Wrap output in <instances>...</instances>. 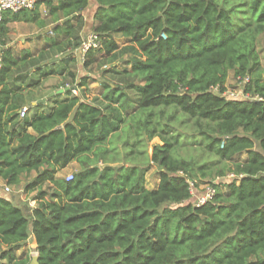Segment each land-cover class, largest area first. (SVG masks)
<instances>
[{
    "label": "trees",
    "instance_id": "trees-1",
    "mask_svg": "<svg viewBox=\"0 0 264 264\" xmlns=\"http://www.w3.org/2000/svg\"><path fill=\"white\" fill-rule=\"evenodd\" d=\"M42 4L56 22L50 43L37 55L1 50L0 178L20 185L36 171L25 188L39 186L30 216L9 192L0 195L6 264H30L32 255L15 254L30 236L39 264H264V0H96L99 46L85 65L132 54L122 70H107L123 85L104 81L100 95L69 63L47 67L58 51L81 45L91 0L6 11L0 45L10 22L42 23ZM117 36L129 43L120 47ZM230 70L247 79L249 97L225 94ZM55 74H67L78 93L49 97L21 117L28 93ZM190 123L208 154L202 161L178 154ZM155 137L161 143L150 154ZM73 161L80 168L59 177ZM149 161L160 169L154 189ZM191 182L211 184L213 198L195 205Z\"/></svg>",
    "mask_w": 264,
    "mask_h": 264
},
{
    "label": "rangeland",
    "instance_id": "rangeland-1",
    "mask_svg": "<svg viewBox=\"0 0 264 264\" xmlns=\"http://www.w3.org/2000/svg\"><path fill=\"white\" fill-rule=\"evenodd\" d=\"M40 14H41V20H43L42 23L39 22H26V21H14L9 23V32L7 34V45L1 46V49L3 48H10L14 52V54L19 55L21 51L23 50H29L34 55H37L44 47H46L50 42L49 38L55 36L54 32V26L56 25V22L53 20V16L50 13V10L47 6V4H42L39 8ZM86 11V10H85ZM87 12V11H86ZM61 19H63V16L60 15ZM83 32V29L81 30V33ZM91 29H86L83 33L88 34L91 33ZM58 38H64L62 35H58ZM116 40L118 41V44L120 47H123L124 45L129 43V39L123 38L120 36L116 37ZM258 49L260 50V56L262 59V64L264 65V33L260 34L259 42H258ZM71 53V55L75 56L77 61L72 62V60L69 58L68 54ZM68 56V57H67ZM112 57V55H109ZM55 57H58V59L53 60ZM53 59H51V62H56L55 64H48L47 67L54 66L55 69L61 70L63 67L69 63V71L75 72L77 78L81 77L83 75L89 76L92 82L89 83V87L91 89V92L94 95H100L101 94V83L104 81H114L119 83L120 85H123L121 81L118 80V78H115L112 74H110L107 70L110 67H117V69H123L125 67V61L132 57L131 53H124L122 55H119L118 57L114 58V61H105L104 59H100L99 61H95L94 63L86 66L85 65V55L80 51L79 48L71 49V50H64L63 52L58 51V55H56ZM62 57V60H60ZM113 58V57H112ZM67 83V84H66ZM63 85V86H61ZM64 88L66 86H76V84L72 85V80L70 77L65 75H53L45 79L43 81V86H41L39 89H34L27 95V106L31 108V113L33 112V106L35 104H32L31 100H34L37 102L38 98L47 97L49 94L59 88ZM77 87V86H76ZM245 82L241 83L239 78L235 75L234 70L229 71L228 79H227V89L226 91L230 90H237L239 92L240 96H242V91H244ZM75 93H78V90L73 89ZM37 99V100H36ZM30 113V114H31ZM194 130V126L192 123L188 126H182V131L186 135V141L182 143L178 148V154L184 157H196L197 159H200L201 161L205 158H208V154H206L202 148H199L197 144H195V134H192L191 131ZM191 130V131H190ZM161 143V140L159 137H155L149 142V153H152L153 145ZM258 147V146H257ZM245 155H242L240 158H243ZM124 164L128 165L130 163L125 162V160H122ZM114 166H117V164H113ZM147 166H149V170L146 174V185L150 189H154L157 187V184L159 182L160 177V169L157 166V164L153 163L152 161H149L146 163ZM80 168V165L78 162H72L67 168L61 170L58 173L59 177H66L68 178L70 175H72L76 170ZM37 176L36 171H32L29 174H24L22 176V182L20 185H10L11 190L9 194H6L5 196L8 198H11L15 203L19 204L21 207H23L25 213L30 216L31 211L34 207H36L39 204L38 199L36 198L38 192H39V186L35 187L32 190H27L25 188L26 184L30 182V180L34 179ZM233 177L227 176L225 180L228 182V180L232 179ZM208 183H200L197 186H194L193 189V201H195L196 197L198 195H201L205 192L206 186ZM49 182H44L40 185L41 189H48L50 187ZM197 187V189H196ZM6 245L0 242V264H6L8 260L6 258L1 257V252L5 250ZM15 254L17 257H27L29 255H37V252L35 250L34 246V240L33 237L30 236L29 239L23 243V245L15 250Z\"/></svg>",
    "mask_w": 264,
    "mask_h": 264
},
{
    "label": "built area",
    "instance_id": "built-area-1",
    "mask_svg": "<svg viewBox=\"0 0 264 264\" xmlns=\"http://www.w3.org/2000/svg\"><path fill=\"white\" fill-rule=\"evenodd\" d=\"M38 0H0V21H2L4 13L6 11L9 12H17L20 10H25V9H32L35 7L37 4ZM99 46V41L97 35L92 31L91 33H88L81 42V45L78 47L80 51L85 55L91 48H96ZM0 67H1V52H0ZM240 82H246V78L242 79L238 77ZM215 89H218L215 87ZM225 94L230 95L232 97H238L240 96L239 92L237 90H228L225 92ZM250 95L242 91V97L246 98L249 97ZM28 114V107L25 106L22 108L20 111V116L25 117ZM228 176L233 177V174H230ZM72 177L71 175L68 177ZM218 181L221 180V178L217 179ZM192 185V193L194 189V183L191 182ZM4 190L6 192H10L11 187L9 185H5ZM215 194V188L211 184H207L206 190L203 194L198 195L194 201V204L199 206L201 204H204L205 202L209 201L210 199L213 198Z\"/></svg>",
    "mask_w": 264,
    "mask_h": 264
},
{
    "label": "crops",
    "instance_id": "crops-1",
    "mask_svg": "<svg viewBox=\"0 0 264 264\" xmlns=\"http://www.w3.org/2000/svg\"><path fill=\"white\" fill-rule=\"evenodd\" d=\"M95 8H96V0H91V4H90V6H89V8L86 10V11H83V16H84V19H85V26H84V28H83V32L87 29H91L92 30V27H93V25H94V20H93V14H94V10H95ZM93 31V30H92ZM81 33V37H82V39L87 35V34H85L84 35V33ZM1 46H0V52H1ZM37 100V99H36ZM38 100H39V98H38ZM37 100V101H38ZM32 101V104H34L35 103V101L34 100H31ZM28 104V103H27ZM36 105V104H35ZM31 113V109H29V112H28V114H30ZM29 131L30 132H33V130L32 129H29ZM74 162H76V161H74ZM72 163V162H71ZM70 163V164H71ZM69 164V165H70ZM68 165V166H69ZM67 166V167H68ZM67 167H65V168H67ZM64 168V169H65ZM63 170V169H62ZM159 183V182H158ZM5 185H7L5 182H4V180L3 179H1L0 178V195H4V187H5ZM157 186H158V184H157Z\"/></svg>",
    "mask_w": 264,
    "mask_h": 264
},
{
    "label": "water",
    "instance_id": "water-1",
    "mask_svg": "<svg viewBox=\"0 0 264 264\" xmlns=\"http://www.w3.org/2000/svg\"><path fill=\"white\" fill-rule=\"evenodd\" d=\"M56 59H58V57H55L53 60H56ZM69 89H76V86H72V87H70V86H66V87H64V88H59V89H57V90L51 92V93L49 94V96L40 98V99H39L37 102H35L34 104L44 103V102L47 101V99H48L49 97H52V96L57 95V94L64 93L65 91H67V90H69ZM30 264H39V261H38V255H34V256H32V259H31Z\"/></svg>",
    "mask_w": 264,
    "mask_h": 264
}]
</instances>
